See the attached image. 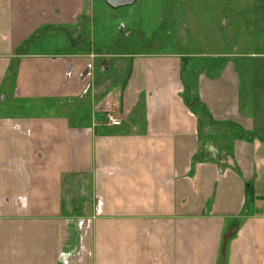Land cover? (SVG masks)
<instances>
[{"label":"crops","instance_id":"1","mask_svg":"<svg viewBox=\"0 0 264 264\" xmlns=\"http://www.w3.org/2000/svg\"><path fill=\"white\" fill-rule=\"evenodd\" d=\"M96 4L0 0V264H264L236 67L193 86L183 56L142 51L104 77Z\"/></svg>","mask_w":264,"mask_h":264},{"label":"rangeland","instance_id":"2","mask_svg":"<svg viewBox=\"0 0 264 264\" xmlns=\"http://www.w3.org/2000/svg\"><path fill=\"white\" fill-rule=\"evenodd\" d=\"M96 3V39L107 38L99 49L112 55L109 70L98 73L114 80L112 66L130 63L120 56L164 51L184 57L194 86L198 76L212 78L233 63L240 75V112L251 114L264 135V0H137L116 10L104 0ZM101 8L107 13L103 19ZM191 87L190 99L196 91Z\"/></svg>","mask_w":264,"mask_h":264},{"label":"built area","instance_id":"3","mask_svg":"<svg viewBox=\"0 0 264 264\" xmlns=\"http://www.w3.org/2000/svg\"><path fill=\"white\" fill-rule=\"evenodd\" d=\"M107 119H108V122L111 126H119L120 125V121L117 118L113 117L112 115H109L107 117Z\"/></svg>","mask_w":264,"mask_h":264},{"label":"water","instance_id":"4","mask_svg":"<svg viewBox=\"0 0 264 264\" xmlns=\"http://www.w3.org/2000/svg\"><path fill=\"white\" fill-rule=\"evenodd\" d=\"M111 5H122L130 3L132 0H107Z\"/></svg>","mask_w":264,"mask_h":264}]
</instances>
